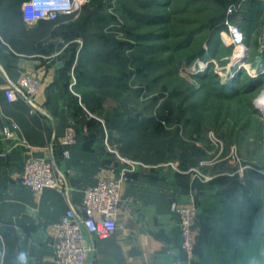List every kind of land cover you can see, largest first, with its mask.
<instances>
[{"label":"crops","instance_id":"obj_1","mask_svg":"<svg viewBox=\"0 0 264 264\" xmlns=\"http://www.w3.org/2000/svg\"><path fill=\"white\" fill-rule=\"evenodd\" d=\"M2 13V264H17L21 251L27 253L28 264H59L52 245L56 223L70 204L82 203L86 188L101 179H118L124 172L127 179L121 197L130 209L116 214L115 232L108 237L84 232L92 248L88 253L92 264H264V165L248 166L241 175L240 165L226 155L229 149L209 151L196 145V162L182 166L181 161L166 160L153 143L136 140L139 132L129 131L130 139L115 141L105 123H95L83 114L82 100L72 87L70 57L59 55L68 43L57 50L59 36L45 40L52 33L49 21L27 22L22 5L15 13ZM236 22L245 33L248 61L263 69L264 0H243L242 18ZM230 50L219 34L207 58L225 51L228 54L222 58L227 57ZM25 74L41 80L35 111L24 99L10 100L6 94L7 79L19 81ZM11 122L18 124L17 134L26 145L4 138L2 127ZM69 127L76 134L66 144ZM52 142L57 164L68 174L69 198L55 188L38 192L20 184L25 163L48 158ZM173 201L197 211L190 253L183 247L181 216L172 210Z\"/></svg>","mask_w":264,"mask_h":264},{"label":"rangeland","instance_id":"obj_2","mask_svg":"<svg viewBox=\"0 0 264 264\" xmlns=\"http://www.w3.org/2000/svg\"><path fill=\"white\" fill-rule=\"evenodd\" d=\"M120 1L128 2L134 9L139 10L137 0H87L81 9L67 16L73 21L83 16L87 8L91 10L100 6L104 15L113 17L104 23L105 33L127 43L125 54L129 59L123 67L113 63L112 60L106 62L109 70L110 67L116 65L115 71L118 70L121 73L118 74L121 84L117 85L115 91L117 98L109 95L104 101V106L94 112L89 111L88 113L87 111L88 116L106 122L110 128L107 132L112 131L111 137L121 143L130 139L128 132L125 129L121 130L117 122H114L122 106L132 111L130 116L138 115L142 119L150 120L151 117H157L167 104L175 108L174 114L171 113V118L175 120L170 119V114L168 115L170 121L161 116L157 117L156 123L150 121L149 126L139 131L134 137L136 140L149 141L150 144H154V148L164 150V152L168 151L169 143L175 138L174 154L170 156L168 152L165 153L166 160L180 161L184 152L189 150L192 153L196 145H202L209 151L218 148L220 152H223L224 149H229L226 155L238 165L247 167L258 163L264 165V107L256 103L257 99L264 95V76H262L263 80L261 78V86L250 96L246 94L231 98L219 96L217 88L220 85L216 84L217 80L220 84L227 83L238 78L246 70H236L234 77L227 79L228 74L223 68L227 60L226 56L222 58V55L228 54V51L214 55L217 65H204L203 63L209 59L208 56L204 60L198 59L191 64L185 62L184 58L190 47L178 48L176 42L183 41L191 30L202 28L203 33L207 32L203 28L200 13L182 12L176 16L177 19L174 17L163 27L157 25L152 27L147 24H138L135 19H131L123 11L124 8L120 5ZM181 1L182 3L187 2L186 0ZM8 2L9 0L0 1L1 23L4 17L2 12L8 14L5 6ZM201 37L203 36L200 34L196 35L194 41ZM77 40L82 41L81 38L73 41ZM232 51L233 47L229 55ZM138 54L142 59L133 61ZM141 64L149 65L144 73L138 71ZM206 70L214 71L216 76L211 79L200 77ZM72 77L73 90L81 95L85 88L78 85L76 75ZM204 80L210 82L204 86ZM198 101L201 102L196 112L187 111L186 115L181 116L178 122L176 121V113L180 114L179 103L182 102L187 107ZM217 112L221 114L218 121L215 116ZM108 119H111V123ZM199 126L200 130H196ZM118 142L116 143L119 145ZM216 155L217 153L214 152L213 156ZM233 155L240 159L233 158ZM1 257L0 252V264L3 263Z\"/></svg>","mask_w":264,"mask_h":264},{"label":"trees","instance_id":"obj_3","mask_svg":"<svg viewBox=\"0 0 264 264\" xmlns=\"http://www.w3.org/2000/svg\"><path fill=\"white\" fill-rule=\"evenodd\" d=\"M0 1L2 2L3 0ZM24 1L25 0H9L5 6L8 11L15 13L19 10ZM186 1L187 2L184 1L182 3L181 0H137L139 10L134 9V7L125 1H120V5L124 8L123 11L127 13L131 19H135L138 24H147L152 27L156 25L163 27L165 23H168L171 19L173 20L174 17L177 19L176 16L182 12L194 14L200 13L201 20L203 21V28H205L207 32L203 33L202 28L191 30L183 41L176 42L178 48L181 46L184 48L190 47L184 60L186 63L191 64L198 59L204 60L207 57L209 49L215 44L216 40L219 38L220 31L225 27L224 22L229 16L227 14L228 6L231 4H240L239 9L230 15V19L236 22L238 19L242 18L243 0ZM167 7H170V9H167ZM111 18L113 17H110V15H104L101 11V7L97 6L91 10L87 8V11L83 16H80L73 21L69 20L67 16H60L55 20H47L51 24L52 33L51 36L45 40L49 41L50 38L59 36L62 40L58 43L57 50L61 49L66 43H68L59 55L62 57H70V70H73V75H76L78 85H82L85 88L81 95L79 94V98H81L83 103L81 109L86 116H88L89 111L94 112L101 109L104 106V101L109 95H114L116 98L118 96L115 91L117 90V85L121 84L119 82L120 76H118V74L121 73L118 70L115 71L116 65L110 67L109 70L106 66V62L112 60L114 61L113 63L123 67L129 59L125 54L127 43L110 37L104 31V23ZM198 34L203 37L194 41V38ZM77 38H81L82 41H73ZM140 59H142V57L138 54L134 57L133 61H139ZM148 66L141 64L138 67V71L144 73ZM113 71L115 72L111 73ZM214 76H216L214 71L206 70V72L200 77H209L208 79H211ZM242 76H244L243 79H239ZM261 81V76L252 77L245 71L234 80L232 79L227 83L221 84L219 80H217L216 84L220 85V87L217 88L219 89V96L231 98L243 94L250 96L261 86ZM209 82L204 80V86ZM200 102L201 101L194 102L187 107H185L182 102L179 103L180 114L176 113V121L178 122L181 116L186 115L185 113L187 111L196 112L199 109L198 105ZM171 107L172 106H167L166 104L157 117L161 116L163 119L169 120L168 115L170 114V119H172L171 116L174 114L175 108ZM131 112L132 111L127 107L122 106L119 114L115 116L116 121L114 122H117V126H120L121 130L125 129L127 132L133 130V132L136 133L146 129L149 126L148 124H150V121L156 123L157 117H151L150 120L148 118L142 119L141 116L138 115L130 116ZM220 115L221 114L217 112L215 115L216 121L220 119ZM88 117L95 123H105L106 128H109L106 122L95 117ZM108 121L111 123V119H108ZM196 130H200V126ZM111 134L112 131L110 132L109 130L108 135L111 136ZM174 148L175 138L169 143L168 151L164 152V150L158 148L155 149L166 158V155L164 154L168 152V154L172 156V154H174ZM196 151V148H193L191 151L192 153H190L189 150L186 151V153H183V156L180 159L182 166H188L196 162ZM1 251L2 242L0 240V252Z\"/></svg>","mask_w":264,"mask_h":264},{"label":"built area","instance_id":"obj_4","mask_svg":"<svg viewBox=\"0 0 264 264\" xmlns=\"http://www.w3.org/2000/svg\"><path fill=\"white\" fill-rule=\"evenodd\" d=\"M87 0H70L71 7L68 11L49 12L46 17L39 18L36 11L32 8L31 0H25L22 3V14L27 22H37L39 20H55L60 16H70L75 13ZM240 4H231L227 9L229 15L224 22L222 32L227 33V24L231 23L237 27L243 34V40L239 43L234 39L230 43H224L233 47L231 55L225 57L227 60L224 66V72L227 79L234 77L235 71L239 69L246 70L252 77H259L264 74L263 69H256L248 61V47L245 43V33L241 26L230 19V15L238 10ZM29 12L32 16L29 17ZM227 22V23H226ZM231 36L230 33H228ZM203 63V62H202ZM204 65H217L215 58L210 57ZM8 86L6 94L8 99L14 100L22 98L28 102L33 110L39 109L36 103V97L41 87V80L32 75L25 74L19 81L7 79ZM19 126L11 122L2 127L5 139H15L18 144L26 145V141L18 136ZM76 131L69 127L63 140V143L74 141ZM64 157H70V151H64ZM233 158H240L233 155ZM246 165H240L239 173L243 175ZM127 179L126 173L118 179H101L96 185L85 189L84 198L81 204H70L64 213L62 219L56 223V233L52 245L59 264H92L88 261V253L92 248L86 243L85 231L96 234L99 237H108L116 230V214L120 209H130L128 202L121 197L122 183ZM22 186L31 187L35 191H42L45 187L55 188L66 197L70 195V184L68 174L57 164L53 154V142L50 144V156L45 159H32L25 163L20 176ZM172 210L181 216V233L184 238L183 247L189 253L194 247V226L196 220V208L194 206H181L177 201L172 202Z\"/></svg>","mask_w":264,"mask_h":264},{"label":"clouds","instance_id":"obj_5","mask_svg":"<svg viewBox=\"0 0 264 264\" xmlns=\"http://www.w3.org/2000/svg\"><path fill=\"white\" fill-rule=\"evenodd\" d=\"M32 8L36 11L39 18H44L49 12L54 11H68L71 7L70 0H31ZM32 16V12H29V17ZM227 23V22H226ZM228 32H222L221 37L226 43L235 42L239 43L243 40V34L237 27L231 23L227 24ZM231 34V36L228 35ZM258 105H264V95L259 97L256 101ZM17 264H28L27 253L21 251L16 258Z\"/></svg>","mask_w":264,"mask_h":264},{"label":"bare ground","instance_id":"obj_6","mask_svg":"<svg viewBox=\"0 0 264 264\" xmlns=\"http://www.w3.org/2000/svg\"><path fill=\"white\" fill-rule=\"evenodd\" d=\"M261 107H264V105H261Z\"/></svg>","mask_w":264,"mask_h":264}]
</instances>
